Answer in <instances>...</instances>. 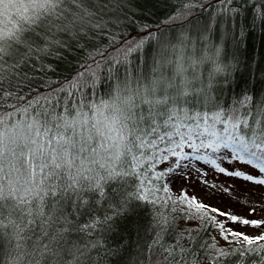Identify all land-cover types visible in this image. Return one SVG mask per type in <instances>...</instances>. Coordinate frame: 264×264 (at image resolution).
I'll use <instances>...</instances> for the list:
<instances>
[{"label":"snow or ice","instance_id":"obj_1","mask_svg":"<svg viewBox=\"0 0 264 264\" xmlns=\"http://www.w3.org/2000/svg\"><path fill=\"white\" fill-rule=\"evenodd\" d=\"M224 2L230 4L232 0ZM244 2L251 6L254 22L264 21V0ZM125 3L126 0H0V107L13 98L22 99L20 85L28 78L22 70L33 56L56 55L60 49L70 50L73 46L83 49L85 45L80 41L99 38L109 24L119 26ZM171 19L174 23L175 18ZM143 29L135 40L127 38L115 54L104 56L107 49L93 45L96 55L103 59L96 61L95 55L89 53L95 61V67L86 66L91 75L81 72L70 82L69 87L75 90L95 87L99 69L107 66L111 78L117 80L108 100L57 113L52 96L38 92V98L26 100L20 110L25 119L13 120L11 113L6 118L0 116V264H97L91 253L99 242L88 238L96 225L82 223L77 217L98 213L101 209L96 205L106 202L101 225L108 224L113 215L129 214L133 200L150 201L154 207L159 203L161 208L171 203L172 212L199 220L202 227H216L228 244L240 245L232 252L217 250L215 244L210 246L217 252L212 264L249 253H259L260 264H264V233L252 237L227 226L231 223L261 228L264 219L249 220L221 211L186 193L175 200L160 197L158 192L168 193L169 187H156L166 173L170 174L169 182L184 179L183 173L193 161H201L229 178L264 187V107L252 104L256 110L243 115L238 109L216 112L210 117L207 113L189 115L182 105L194 109L196 104L212 100L209 93L215 87V73L223 71L217 63L221 49L215 47L213 55L197 58L190 51L192 41L183 32L177 35L171 25H158L155 32L147 24ZM109 35V46H114L116 37ZM146 44L154 46V54L145 48ZM141 50L146 57L152 55L150 69L134 81L127 76L119 81L115 66L130 63L128 58ZM206 61L216 67L202 77L199 67ZM58 91L67 90L52 88V94ZM157 117H167L163 135L157 133ZM152 133L157 136L148 139ZM165 141L166 148L158 147ZM185 147L191 152H185ZM170 157L175 158L173 166L166 172L154 171L157 164L167 163ZM224 162H238L250 166L251 171L228 169L221 166ZM207 175L201 172L202 177ZM129 176L144 177L136 193L128 191ZM201 183L213 189L210 196L217 191L232 193V186L220 189L206 179ZM109 186L111 194L106 190ZM238 202L247 204L246 200ZM257 206L249 207V214H255ZM157 213L161 231L153 240L150 264H198L193 250L184 248L179 239L171 247L162 242L170 219L159 209ZM181 238L189 244L195 239ZM201 247L209 248L206 244Z\"/></svg>","mask_w":264,"mask_h":264},{"label":"trees","instance_id":"obj_2","mask_svg":"<svg viewBox=\"0 0 264 264\" xmlns=\"http://www.w3.org/2000/svg\"><path fill=\"white\" fill-rule=\"evenodd\" d=\"M122 12L119 26L109 24L105 33L99 38L91 42L80 41L85 45L83 49L73 46L70 50L60 49L56 55L33 56L29 66L22 70L28 75V78L20 85L19 95L22 99L13 98L7 101L3 107H0V116L6 118L11 113L13 120L25 119L20 110L25 106L26 100L38 98V92L45 97L52 96V103L55 104L57 113L65 108L98 105L101 101L108 100L117 80L111 78L112 74L107 70V66L102 65L99 69L97 73L99 79L95 80V87L89 86L82 90H75L69 87L70 82L75 80L81 72H84L86 76L91 75L86 66L95 67V61L90 58L89 53L95 55L96 61L103 59L96 55V48L93 45L106 48L104 56H107L109 52L115 54L117 48L121 47L127 38L131 37L135 40L141 35L145 30L143 29L145 24L153 32L158 25L161 27L171 25L177 35L183 32L192 41L190 51L197 58L205 54L213 55L215 47L221 49L217 63L223 71L215 73V87L209 93L212 100L211 102L205 100L203 105L196 104L194 109L190 105H182L188 110L189 115L207 113L210 117L216 112L227 113L237 109L243 115L246 111L251 114L256 110L252 104H255L256 108L264 107V21L256 19L254 22L253 10L244 0H232L230 4H226L224 0H126L122 6ZM171 18H175L174 23ZM109 33L116 37L114 46H109V41L112 39ZM145 48L154 54V46L149 48L146 44ZM128 60L131 62L125 63L124 66H115L118 68L115 75L118 76L119 81H123L126 76L130 81H134L137 77L145 75L151 67L152 55L146 57L145 52L141 50L138 54L130 56ZM215 67L216 64L206 61L200 65L199 72L202 77H207L209 73L214 72ZM84 78L81 77V79ZM92 82L90 79L89 85ZM61 87L67 91L52 94V88L59 90ZM249 97L252 98L251 101ZM41 103L45 101L41 99ZM84 111L88 112L89 109L85 107ZM181 118H183L182 114ZM248 118L251 119V115ZM165 119L167 117L156 118L155 124L159 125L157 129L159 135H163L166 130ZM157 133H152L148 139L155 138ZM167 146L166 141L158 145L160 148ZM188 152H190L189 149ZM167 163L157 164L154 171L166 172ZM137 171L140 170L137 169ZM143 179V176L127 177L128 191L138 192ZM165 180H167L166 177L158 182L156 187L160 188L161 185L167 184ZM106 190L111 194L112 187L109 186ZM158 195L171 196L173 200L180 196V194L175 195L172 187H169L168 193L161 190ZM96 207L101 211L86 214L77 219L82 223L96 225L91 229L88 238L99 242L98 247L91 253L97 264H150V249L155 248L153 240L156 233L161 231L157 226L158 209L170 219L168 230L162 234V242L166 246L175 245L179 239V243L184 248L193 250L198 264H212V258L217 255L210 249L211 227H202L201 221L196 220L200 223V230L194 234H184L181 230L184 215L180 212H172L171 203L161 208L159 203L154 207L150 201L133 200L131 205L133 210L129 214L120 217L113 215V221L103 225L101 221L105 215L107 203L103 202ZM181 236H191L195 239L192 244H189L188 240L182 239ZM202 244L208 245L209 248L201 247ZM189 259L193 258L189 257ZM260 259L259 253L241 254L234 255L221 264H260Z\"/></svg>","mask_w":264,"mask_h":264},{"label":"rangeland","instance_id":"obj_3","mask_svg":"<svg viewBox=\"0 0 264 264\" xmlns=\"http://www.w3.org/2000/svg\"><path fill=\"white\" fill-rule=\"evenodd\" d=\"M188 149L189 148L185 147L184 150L188 152ZM189 151L191 152V149H189ZM174 160L175 158H169L167 168L174 165ZM184 163L187 164L188 162L185 161ZM221 166L228 169L235 167L245 171H251L250 166H245L238 162L235 164L224 162ZM177 171L179 172V170ZM201 172H207L208 175L206 177H202ZM183 174L185 178L182 180L178 179L175 182H169L168 175L170 174H166L167 180H165V182L168 187H172L175 195L186 193L189 197L195 196L198 200L205 204L219 208L221 211H230L235 215L246 217L249 220L264 219V187L254 186L251 183L244 182L240 179L229 178L223 174H219L215 172L211 166L206 165L201 161H193L189 168L185 169ZM202 179H206L210 185H217L220 189L232 186V193L222 194L221 191H217L215 195L210 196L208 193L213 189H206L205 184L201 183ZM240 200H246L247 204L238 202ZM253 205L259 206L256 207L255 214H249V207ZM209 215L212 214L209 213ZM217 219L222 220L223 218L217 217ZM199 225L200 223L198 221L185 218L181 222V230L184 234H194L199 228ZM227 226L252 237L264 233V227L252 228L234 225L231 223H228ZM214 237L215 239H213ZM209 244L210 246L214 244L217 245V250H219V248H223L228 252L240 247L239 244H228L220 237L216 227H211ZM214 253L217 254V252Z\"/></svg>","mask_w":264,"mask_h":264}]
</instances>
